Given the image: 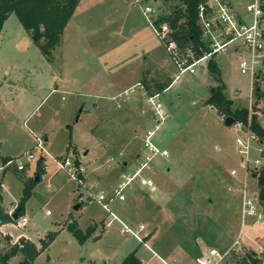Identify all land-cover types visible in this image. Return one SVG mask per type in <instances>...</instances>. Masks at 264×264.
Instances as JSON below:
<instances>
[{"label":"rangeland","instance_id":"rangeland-1","mask_svg":"<svg viewBox=\"0 0 264 264\" xmlns=\"http://www.w3.org/2000/svg\"><path fill=\"white\" fill-rule=\"evenodd\" d=\"M127 1L130 4L124 0H82L51 60L33 42L15 13L4 23L0 36L3 208L10 214L21 213L18 203L25 183L32 182V195L22 212L27 222L21 225L15 219L0 228V254H11L8 264H20L23 256L16 248L22 240L41 247V239L50 232L57 234L37 256V264H119L128 252L142 247L138 239L121 231L122 223L113 217L115 214L124 222L126 205H132L129 211L146 230L159 223L162 228L158 235L178 241L167 229L171 217H163L161 208L137 185L131 200L116 199L109 204V211L97 199L101 191L112 194L120 183L124 161L130 166L138 163L144 134L158 124L142 86L145 76L164 77L166 84L171 83L166 97H160L166 119L154 136V142L167 148L170 155L159 156L152 168L156 165L158 171L166 170L164 167L178 170L184 179V191L200 208L209 205L211 211L221 213L231 197L239 220L244 196L253 198L258 193L257 180L245 174L235 141L245 131L235 124L226 125V117L207 103L224 82L223 93L233 108L246 107L255 113L253 76L242 73L239 66L247 51L230 44L226 51L214 55L221 76L210 72L208 60L197 64L195 73H181L144 13L146 5L157 7L159 3L168 12L173 1ZM231 1L244 12L247 0ZM125 12L128 19L122 23L121 33L105 31L108 23ZM119 25L115 24L116 30ZM260 84L263 94L257 113L264 125V81ZM66 156L83 166V182L56 168L54 158ZM6 157L13 162L5 164ZM257 158L264 160V144L260 141L253 142L251 163ZM40 160L44 164L41 169ZM17 162L25 165L23 170L17 169ZM233 169L237 175L231 174ZM231 182L238 186H233L229 194ZM167 184L166 191L173 196L175 188L169 176ZM146 190L154 199L165 202V191ZM239 222L243 233L235 250L254 251L264 264V223L251 225L247 219L243 226ZM71 223L83 236L72 231Z\"/></svg>","mask_w":264,"mask_h":264},{"label":"built area","instance_id":"built-area-1","mask_svg":"<svg viewBox=\"0 0 264 264\" xmlns=\"http://www.w3.org/2000/svg\"><path fill=\"white\" fill-rule=\"evenodd\" d=\"M142 2L143 0H136ZM161 3L157 7L146 5L144 13L149 21L152 22L158 35L166 45L170 54L172 55L180 72L189 71L195 73V67L200 62L208 60L211 56L217 53H222L227 50L230 44H237L238 48H244L248 55L244 56L240 61V70L242 73H250L253 80L256 77H261L264 81V0H247L244 12L237 10L231 0H203L198 5V21L202 31V40L207 48L199 57H196V50L192 47L184 49L179 48L176 41L173 39L171 26L166 20L160 21L165 15ZM155 13V17H150V14ZM159 20L157 25L155 21ZM189 59L191 62H188ZM254 82V81H253ZM160 93L148 96L147 101L150 103L151 110L155 115L158 124L153 129L147 130L142 139L143 150L139 156L138 163L129 171L121 173L120 183L112 190V194H106L103 191L99 193L97 199L103 202L108 211L110 210L109 204L118 199L121 201L126 200V189H131L135 185L142 189L152 188L155 186L154 179L148 175L152 171V162L156 157H168L170 152L167 148L161 147L154 142L155 132L159 129V124L165 121L166 114L160 102ZM238 128L245 131L244 136L236 137L237 150L241 155V164L244 167L245 174L252 173L255 166L261 164V160L255 159L251 163L250 153L253 147V142L260 141L259 136L251 129L250 119L248 122H235ZM38 147L45 151L41 142H38ZM29 158H33L32 154H28ZM13 162L11 160L9 163ZM55 166L59 170L66 171L73 178L83 182L84 168L82 165L77 164L76 160L71 159L69 156L54 158ZM25 165L22 162H17V169L23 170ZM147 172V173H146ZM232 175H237V171L233 169ZM82 175V178H80ZM246 192V186L244 187ZM47 213H50L47 211ZM13 214V213H12ZM114 219H118L122 223V232L136 237L139 241H144V236L147 235L146 226L141 224L137 229L124 223L115 214ZM242 218L244 226L247 219H251L252 225H260L264 223V210L258 203L257 195L253 198L244 196L242 202ZM18 224L24 225L27 222L26 217L19 216L16 219ZM111 220L107 223L109 225ZM234 247L225 253L220 252L217 248H209L206 253L195 258V264H232L229 260Z\"/></svg>","mask_w":264,"mask_h":264},{"label":"trees","instance_id":"trees-1","mask_svg":"<svg viewBox=\"0 0 264 264\" xmlns=\"http://www.w3.org/2000/svg\"><path fill=\"white\" fill-rule=\"evenodd\" d=\"M80 0H0V34L3 26L10 14L15 13L36 44L39 45L43 54L48 59H53V52L57 45L61 42L66 25L73 15L76 6ZM173 5L170 11L160 19L168 21L171 26L173 39L176 41L179 48L192 47L196 50V57H199L207 51L202 40V31L198 21V5L203 0H172ZM159 20L155 21L158 25ZM210 72L214 75L221 76V70L215 60L214 56L208 59ZM188 62H191L189 59ZM222 82V81H221ZM261 77H256L253 82V88L256 95L255 113H251L249 108H233L232 102L227 99L223 93L225 83L222 82L212 96L207 100L208 104L214 105L220 114L224 117L232 116L235 122H248L250 119L251 129L259 136L260 143L264 144V125L259 120L258 103L262 98L263 90L261 88ZM171 83L166 85L159 84L156 92H163L165 88L169 87ZM146 89L149 84L142 83ZM146 86V87H145ZM149 94H153L152 90L148 89ZM13 158H4V163H9ZM79 164V161L76 160ZM44 166L42 160L39 161L38 168ZM251 175L257 180L258 193L257 199L259 205L264 210V160L258 166L252 169ZM82 178V175H80ZM84 178V176H83ZM2 184L0 183V193ZM32 195V182L27 181L24 186V195L21 198L19 208H22L19 216H22L25 202ZM14 214V213H13ZM13 214H10L2 206L0 194V228L2 225L15 221ZM18 216V217H19ZM69 227L78 236L83 232L76 227V224L71 223ZM90 232H88L89 234ZM56 232H50L45 239H41V247H38L33 241L25 240L16 248L23 256L20 264H37L36 258L48 245L54 240ZM234 251V252H233ZM230 257L232 264H263V259L258 257L254 251L242 252L233 249ZM11 254H0V264H8ZM119 264H143L137 255V249L129 252Z\"/></svg>","mask_w":264,"mask_h":264},{"label":"crops","instance_id":"crops-1","mask_svg":"<svg viewBox=\"0 0 264 264\" xmlns=\"http://www.w3.org/2000/svg\"><path fill=\"white\" fill-rule=\"evenodd\" d=\"M81 1L82 0H80L78 5L76 6V9L73 13L74 15ZM124 2L126 5L130 4V1L128 2L127 0H124ZM11 15L12 14H10V16ZM9 17L7 19H9ZM71 18L69 19L65 30L70 25ZM127 19L128 13H121L119 16L116 17L115 20L111 21V23H108L104 27V29L105 31L110 30V33L114 34L121 33L123 27L122 23L127 21ZM114 23L120 24L118 26L119 30H116ZM149 74L150 73H148V76ZM142 83H144L145 85L146 83L149 84L148 89L153 91V94H149L148 89L143 87L147 96L159 93L156 92L158 91L157 88L159 87V84L166 85L164 77L159 79L154 76L152 78L145 76V78H143L142 80ZM103 88H105V86H103ZM167 88H165V90L160 93L161 96L163 95V97H166L165 91ZM91 96L99 97L98 94H92ZM100 98L105 97L102 96ZM120 154L123 155L124 153L120 152ZM157 158L158 157L153 160V163ZM123 164L124 168L121 169V173H123L124 171L131 170L137 163L130 166L128 165V162L124 161ZM109 167H112V165L110 164ZM154 168H152V171L150 173H153V175H155L151 176L155 181V186L150 189L151 191L156 192L158 191V189L165 191L167 193V195L164 196L165 202H159L158 200L154 199L151 196L150 191L142 189L141 187L138 188L145 191V193L148 195V198L154 202L156 207L158 205L161 208L164 213L163 217H171L172 220L168 222L167 229L170 231L169 233H172V235H174L175 239L178 241L170 242L166 239H163L160 235L157 234L159 228H162L161 224L155 223L156 225H154L153 228L146 230L147 235L144 236V241H140L142 244L140 250L138 248H135L137 249V255L142 261V263L195 264V258L201 255L202 253H206L209 248L215 247L222 253L230 251L234 247V243L236 242V240H238L240 238V235L243 233L242 229L239 227V221H241V225L243 223L242 211L240 213L241 220H239V218L235 216V211L233 210L234 207L232 203L233 201L231 197L228 199L227 203L225 204L224 210L221 213H218V211L216 210L211 211L209 205L201 206L200 208L199 203L191 199L188 194H186V192L184 191V179L181 178L182 174L178 170H173L172 167H164L166 168V170L164 169L163 171H158L156 170V165L154 166ZM168 176L174 184L173 186L175 189H172L171 192L173 196H171L166 191V188L169 186L167 184ZM234 182L237 184L236 181ZM233 186L237 187L238 185H235L233 182H231V184L227 187V192L229 194H231ZM136 187H132L131 189H129V194H127L126 200H131L134 197V190L138 189ZM177 192L179 193L177 194ZM255 195H257V193ZM126 206L127 209L125 213H123V216L126 219L125 221L128 223V225L130 224L132 227H139L142 224L141 221H136V217L134 214L131 213V209L129 211V206L131 207L132 205ZM239 228L241 230H239ZM102 231H104V229H102ZM142 248L144 249L141 251Z\"/></svg>","mask_w":264,"mask_h":264},{"label":"water","instance_id":"water-1","mask_svg":"<svg viewBox=\"0 0 264 264\" xmlns=\"http://www.w3.org/2000/svg\"><path fill=\"white\" fill-rule=\"evenodd\" d=\"M238 92H236L235 94H237ZM235 123V119L232 117V116H227L226 118H225V124L226 125H228V126H231V125H233ZM37 180H38V177L36 178ZM18 216H19V212H15L14 214H13V219H17L18 218ZM24 242V240H22L21 241V244Z\"/></svg>","mask_w":264,"mask_h":264}]
</instances>
